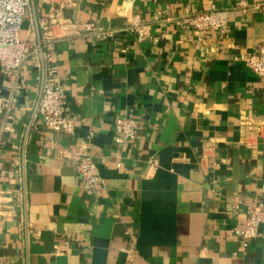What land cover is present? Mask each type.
Returning <instances> with one entry per match:
<instances>
[{
    "label": "crops",
    "instance_id": "1",
    "mask_svg": "<svg viewBox=\"0 0 264 264\" xmlns=\"http://www.w3.org/2000/svg\"><path fill=\"white\" fill-rule=\"evenodd\" d=\"M73 2L64 15L116 30L115 39L56 44L64 114L74 133L39 125L44 73L26 61L0 117V258L3 264H264V244L247 249L237 198L264 202V137L247 147L242 116L264 119V79L243 55L264 46V0H55ZM252 8L242 12L235 5ZM37 19L51 0H34ZM215 7L231 11L225 35L196 34L174 19ZM146 26L139 44L131 25ZM22 38L37 42L30 9ZM134 119L137 138L114 143V125ZM91 136V137H90ZM83 149L106 191L88 196L71 160ZM158 167L148 173V163ZM132 248L128 250V243Z\"/></svg>",
    "mask_w": 264,
    "mask_h": 264
},
{
    "label": "built area",
    "instance_id": "2",
    "mask_svg": "<svg viewBox=\"0 0 264 264\" xmlns=\"http://www.w3.org/2000/svg\"><path fill=\"white\" fill-rule=\"evenodd\" d=\"M51 1L56 2L58 7H52L48 16L38 18L44 82L36 115L39 125L47 131L72 135L75 130L74 123L64 114L63 87L57 77L59 67L56 60V44L63 39L73 42L89 37L98 42H105L115 39L117 31L94 22L73 21L64 15V11L74 5L72 1ZM250 8L252 6L245 1L238 2L234 7L242 12ZM254 8L264 11V2ZM29 9L30 0H0V71L14 89L22 83V66L26 61H32L35 68L41 69L37 42L22 38ZM230 13L228 9L212 7L207 12L184 15L174 19V22L177 26L185 27L196 34V46L199 51L209 52L207 36L212 33L225 35ZM129 32L139 44L149 38L146 26L141 24L131 25ZM235 60L242 61L251 73L264 79V46H259L255 53L240 56ZM11 103L12 99L5 96L0 89V117L11 118ZM137 131L138 124L134 119H118L114 125V143L119 146L133 143L137 138ZM239 133L240 141L247 147H252L255 141L264 137V119L242 116ZM71 160L82 180L84 193L99 198L106 191V181L101 177L92 157L79 148L71 153ZM147 167L148 173L154 172L158 167L157 161L152 159ZM240 206H243L246 212L245 225L241 230H235V233L241 237L243 249H247L255 239H261L264 244V202L256 198L245 202L239 197L235 201V207ZM128 248H132V241H129ZM0 264H3L1 258Z\"/></svg>",
    "mask_w": 264,
    "mask_h": 264
},
{
    "label": "water",
    "instance_id": "3",
    "mask_svg": "<svg viewBox=\"0 0 264 264\" xmlns=\"http://www.w3.org/2000/svg\"><path fill=\"white\" fill-rule=\"evenodd\" d=\"M30 3H31V9H32V13H33L34 23H35L38 52H39V55H40V62H41L42 68H43V54H42V48H41V45H40V32H39V27H38V19H37V15H36V11H35L34 0H30Z\"/></svg>",
    "mask_w": 264,
    "mask_h": 264
}]
</instances>
